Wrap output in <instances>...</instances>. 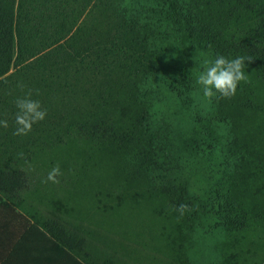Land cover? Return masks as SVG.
<instances>
[{"label": "trees", "instance_id": "1", "mask_svg": "<svg viewBox=\"0 0 264 264\" xmlns=\"http://www.w3.org/2000/svg\"><path fill=\"white\" fill-rule=\"evenodd\" d=\"M170 35L176 54L165 45ZM168 52L184 63L179 94L188 97L198 85L194 66L217 54L252 59L236 94L211 100L225 141L209 147L223 175L203 201L155 188L141 165L159 105L156 88L171 78ZM28 90L47 117L27 136H14L15 100ZM0 119L9 123L0 128V206L21 211L85 264H123L138 251L152 255V264H189L206 222L218 220L212 210L245 240L238 264L264 254V0H0ZM102 159L116 170L114 184L94 195L98 213L111 223L115 212L125 222L123 205L142 196L157 205L160 229L136 228L133 240L113 241L106 238L129 231L73 223L71 200L50 191H92L84 180ZM130 162L140 166L139 177L129 174ZM57 165L59 183H43ZM181 204L189 208L182 216L175 210ZM247 243L254 247L245 249Z\"/></svg>", "mask_w": 264, "mask_h": 264}, {"label": "rangeland", "instance_id": "2", "mask_svg": "<svg viewBox=\"0 0 264 264\" xmlns=\"http://www.w3.org/2000/svg\"><path fill=\"white\" fill-rule=\"evenodd\" d=\"M162 31L167 33L169 29ZM173 37V35L167 36L165 45L168 51L176 54L177 49L169 47L171 46L169 43L174 41ZM169 58L168 52L165 67L169 70L168 76L171 78L162 80L160 86L162 91L156 88V92H159V105L153 121V135L151 139L149 138L150 142L147 147L148 158L141 165L154 180L155 188L166 190L171 194H180L193 202L196 197L203 201L208 198L214 188L218 187L220 175H223L216 161L218 158H214V151L209 145L225 141L223 138L225 131L220 129L221 126L215 121L219 118L218 107L212 104L211 100L203 97L199 84L194 92L191 91L189 97L184 93L179 94L180 90L184 89L183 85H180L184 63L178 64ZM188 63L191 65L190 59ZM204 67L205 64L193 68L201 72ZM173 92H177V97L173 96ZM204 137L208 141L206 145ZM96 164L92 169L93 174L90 173L92 176L84 180L89 187H93L92 191L86 193L82 190L70 196L66 192L60 194L58 190L50 191L54 194L52 196L62 195L65 201L71 200L67 205L73 207L71 215L73 223L82 227L86 226L85 228L95 232L108 228L115 230L117 227L122 231H129V237L118 236L121 238H117V234L112 233L113 235L106 238L113 239V241L133 240L132 230L136 228L149 231L152 226L160 229V224H156L160 220V215L154 209L157 205L148 203L142 196L130 197L129 201L123 205L122 213L126 215L125 222L118 221L115 212L111 223L107 222L106 215L98 213L95 203L99 198L98 193L104 187L114 184L116 168L114 163L108 159L99 160ZM139 167L136 163L130 162L126 169L129 170L130 175L136 174L137 178L141 173ZM216 213L213 210L210 212L212 217H217L218 220L210 219L206 222L204 227L208 228L202 231L203 234L198 235V242L187 253L186 259L189 260V264H238L240 262L244 253L241 247L244 239L238 238L240 237L239 232L236 231L238 227L230 225ZM145 239L149 240L151 237L147 236ZM251 247L254 246L247 243L245 249ZM254 254L253 252L252 255ZM249 261L247 264H264V254L254 256Z\"/></svg>", "mask_w": 264, "mask_h": 264}, {"label": "clouds", "instance_id": "3", "mask_svg": "<svg viewBox=\"0 0 264 264\" xmlns=\"http://www.w3.org/2000/svg\"><path fill=\"white\" fill-rule=\"evenodd\" d=\"M251 62V57L237 56L229 59L221 54H217L214 59L204 61L205 67L199 73L197 83L201 86L203 97L212 100L219 95L221 98H231L236 94L241 82H247L248 76L245 74V61ZM18 87L23 90V85ZM38 95V93H37ZM16 113L14 117V136H27L33 125L42 122L47 117L45 109L39 100L32 99V90H28L26 95L15 100ZM9 123L7 119H0V128L7 129ZM20 157L24 154L20 153ZM60 167L57 165L47 175L43 183H59L57 177L62 176ZM181 216L189 210L188 205L181 204L176 209Z\"/></svg>", "mask_w": 264, "mask_h": 264}, {"label": "crops", "instance_id": "4", "mask_svg": "<svg viewBox=\"0 0 264 264\" xmlns=\"http://www.w3.org/2000/svg\"><path fill=\"white\" fill-rule=\"evenodd\" d=\"M153 256L137 252L123 264H152ZM158 258V256H156ZM0 264H85L66 251L21 211L0 206Z\"/></svg>", "mask_w": 264, "mask_h": 264}]
</instances>
